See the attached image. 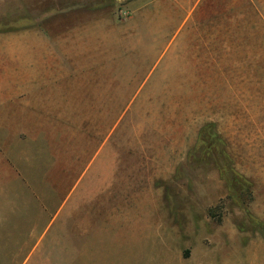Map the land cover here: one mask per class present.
I'll return each instance as SVG.
<instances>
[{"label": "rangeland", "instance_id": "obj_1", "mask_svg": "<svg viewBox=\"0 0 264 264\" xmlns=\"http://www.w3.org/2000/svg\"><path fill=\"white\" fill-rule=\"evenodd\" d=\"M147 1L5 0L0 30L36 24L68 31L78 44L70 57L94 61V70L100 62L102 91L126 111L115 114L117 240L77 264H221L226 252L264 238V18L247 8L240 18L234 0H218L212 19L204 11L197 24L227 32L214 34L207 50L205 35L196 34L186 45L198 48L179 44L178 58L174 46L194 18L184 26L182 12L158 47L144 48L132 16ZM113 117L100 115L102 130ZM209 130L222 140L219 154L197 149L199 133ZM229 163L248 188L230 190L221 174Z\"/></svg>", "mask_w": 264, "mask_h": 264}, {"label": "crops", "instance_id": "obj_2", "mask_svg": "<svg viewBox=\"0 0 264 264\" xmlns=\"http://www.w3.org/2000/svg\"><path fill=\"white\" fill-rule=\"evenodd\" d=\"M216 1L144 2L132 16L141 46L158 47L165 28L188 11L183 25L192 17L194 24L174 56L180 45L190 49L198 33L212 49V36L228 28L202 29L197 20L204 11L212 19ZM234 1L230 8L240 18L246 8L264 18V1ZM68 33L36 24L0 30V264H77L117 240L115 114L126 111L116 109L115 94L102 91L100 62L94 70V61L70 57L78 44H70ZM101 114L114 115L104 130ZM221 264H264V238L226 252Z\"/></svg>", "mask_w": 264, "mask_h": 264}, {"label": "trees", "instance_id": "obj_3", "mask_svg": "<svg viewBox=\"0 0 264 264\" xmlns=\"http://www.w3.org/2000/svg\"><path fill=\"white\" fill-rule=\"evenodd\" d=\"M222 143V140L219 138L218 134L214 130H209L207 132H200L198 139V150H202L205 153H211L213 151L219 154L217 150L218 144ZM229 162L231 161L230 157L224 153ZM232 162V161H231ZM230 162V163H231ZM230 163L226 166L221 165V174L222 177L227 181L231 191H239L237 187L246 189L250 185L249 179L242 175L240 172L236 171L230 166ZM241 196V193H239Z\"/></svg>", "mask_w": 264, "mask_h": 264}, {"label": "built area", "instance_id": "obj_4", "mask_svg": "<svg viewBox=\"0 0 264 264\" xmlns=\"http://www.w3.org/2000/svg\"><path fill=\"white\" fill-rule=\"evenodd\" d=\"M120 15L123 18H128V17H130L131 13H130V10H128V9H121Z\"/></svg>", "mask_w": 264, "mask_h": 264}]
</instances>
